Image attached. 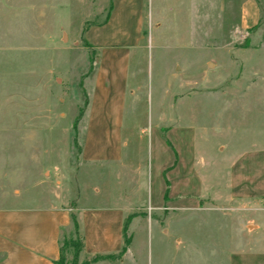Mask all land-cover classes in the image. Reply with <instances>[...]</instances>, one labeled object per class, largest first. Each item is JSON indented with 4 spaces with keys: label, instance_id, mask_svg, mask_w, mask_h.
<instances>
[{
    "label": "rangeland",
    "instance_id": "rangeland-1",
    "mask_svg": "<svg viewBox=\"0 0 264 264\" xmlns=\"http://www.w3.org/2000/svg\"><path fill=\"white\" fill-rule=\"evenodd\" d=\"M92 100L138 184L76 163ZM0 138V180L29 201L154 218L131 228L139 264H264V0H0Z\"/></svg>",
    "mask_w": 264,
    "mask_h": 264
},
{
    "label": "crops",
    "instance_id": "crops-1",
    "mask_svg": "<svg viewBox=\"0 0 264 264\" xmlns=\"http://www.w3.org/2000/svg\"><path fill=\"white\" fill-rule=\"evenodd\" d=\"M245 7L242 22L244 25L248 24V19H250L248 1L245 3ZM250 12L253 14L252 17L256 15L254 4L250 5ZM246 26L248 27V25ZM100 66L97 68V61H95L90 74L96 73ZM95 108L94 100L90 101L81 118L83 120L89 116L90 120L86 124L84 140L79 142L82 151L79 160L76 158V163L96 164L102 162L108 166H115L114 169H117L114 172L116 185L124 183L122 174L125 172L128 173L132 185L138 184L142 170L131 168L129 164L124 163L121 149L126 144L119 143L121 140L120 130L112 123L111 126L117 128V132L110 128V123L97 122L98 116L94 118ZM100 111L105 112V107L101 106ZM103 130H105V135H103ZM77 139L79 140V131ZM21 141L22 145H26L28 139L22 138ZM11 143L10 140L9 144ZM166 165L160 167V172L167 170ZM41 171L40 169L37 174H41ZM24 172H28V169L24 170L21 176L25 175ZM7 177L8 173L5 172L3 179L0 180V264H54L60 258L62 231L72 225V213L76 214L84 244L79 264L85 260H91L97 255L118 254L121 251L124 245V223L130 214L128 211L126 212L122 197L118 198L113 195L109 205L83 208L79 207L77 201L71 200L65 193H58L56 195L57 202L46 205L42 199L29 201L31 200L28 196L29 192L23 186L13 191L12 186H8L5 182ZM62 177L63 175L60 173L56 182L57 186H62ZM163 201L157 206L153 204L147 206L151 210L160 211L164 209ZM74 202L75 205L70 206ZM142 208L146 209L147 207ZM138 211L137 208L134 212ZM143 219H147L149 224L154 223L155 220L148 216L134 217L129 225V235H131L132 226ZM128 259L133 260V264H139V260L134 258L131 245L121 259L104 260L94 264H126Z\"/></svg>",
    "mask_w": 264,
    "mask_h": 264
},
{
    "label": "trees",
    "instance_id": "trees-1",
    "mask_svg": "<svg viewBox=\"0 0 264 264\" xmlns=\"http://www.w3.org/2000/svg\"><path fill=\"white\" fill-rule=\"evenodd\" d=\"M87 45L90 46V47H93L92 44H90L88 41H86ZM93 67H94V61L92 62V66H91V69H90V72L93 70ZM89 72V73H90ZM79 122V120L76 121L75 123V130L77 131V123ZM76 139V143L78 144V141H77V136L75 137ZM169 143V142H168ZM169 145H171L169 143ZM78 148H79V153H81L82 149L80 147V145L78 144ZM171 168H169L167 171H169ZM168 184V188H167V192H166V195L164 197V200L167 201L168 200V192H169V188H170V185L169 183ZM137 214L136 213H133V214H130L128 217H126L125 219V223H124V245L121 249V251L118 253V254H110V255H97L95 257H93L91 260H88L86 262H83L82 264H94L96 262H99V261H104V260H117V259H121L125 253L128 251L130 245H131V242H132V237L128 235V230H129V225L132 221V219L134 217H136ZM71 219H72V223L77 231V233L79 234V239H78V242L77 244L76 243H73V242H68L67 244V247L64 246L62 244V242L60 241V258L58 261H56L54 264H67V249L68 248H72V249H75V253H74V260H73V263L72 264H77V260H78V257L80 255V253L83 251V248H84V244H83V239L80 235V231H79V224H78V221H77V217H76V214L75 213H72L71 215Z\"/></svg>",
    "mask_w": 264,
    "mask_h": 264
}]
</instances>
